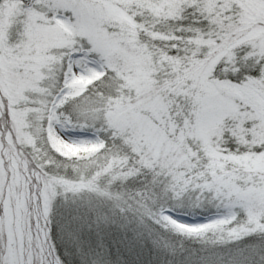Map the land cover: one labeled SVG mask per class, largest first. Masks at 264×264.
<instances>
[{
  "label": "snow or ice",
  "instance_id": "snow-or-ice-1",
  "mask_svg": "<svg viewBox=\"0 0 264 264\" xmlns=\"http://www.w3.org/2000/svg\"><path fill=\"white\" fill-rule=\"evenodd\" d=\"M0 264H264V0H0Z\"/></svg>",
  "mask_w": 264,
  "mask_h": 264
}]
</instances>
